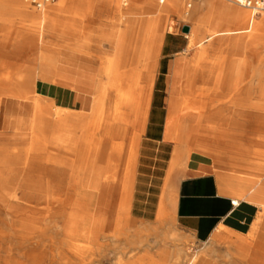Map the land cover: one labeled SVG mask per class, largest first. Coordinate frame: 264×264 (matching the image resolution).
I'll use <instances>...</instances> for the list:
<instances>
[{
	"label": "bare ground",
	"instance_id": "obj_1",
	"mask_svg": "<svg viewBox=\"0 0 264 264\" xmlns=\"http://www.w3.org/2000/svg\"><path fill=\"white\" fill-rule=\"evenodd\" d=\"M10 1L17 13L38 21L35 29L43 44L45 28L68 0H61L59 7L46 5L38 16L27 12V0ZM175 1L167 10L177 5ZM6 2L0 0V15H7L1 8ZM147 3L139 14L156 17L137 21L131 60L129 44L120 45L124 66L131 67L109 85L102 80L98 45L76 41L64 54L52 48L38 55L32 53L38 37L25 36L23 47L15 46L18 49L11 56L32 66L12 70L10 77L18 75L22 81L0 82V108L3 99L8 100L0 131V264H105L108 256L117 264H201L196 257L186 263L188 254L182 248L173 254L170 241L176 236L165 220L172 208L161 207L156 224L142 231L132 214L140 138L169 22L156 0ZM181 15L192 25L186 35L188 47L171 67L167 82L165 140L176 144L171 166L174 169L192 154H202L222 168L231 167L229 173H217L222 190L238 200L255 202L261 212L247 237L220 239L239 244L240 263L249 248L260 244L253 256L261 257L264 264V81L245 87L232 79L214 83L212 67L201 65L211 53H219L220 61L226 62V41L228 46L247 48L246 43L241 46L242 39L232 41L228 36L247 34L253 28L259 38L251 36L250 53L253 59L260 57L264 28L255 23L264 15L253 22L250 17L247 28L246 12L230 6L213 8L201 19L188 11ZM232 21L242 28H224ZM250 64L245 68L250 77H264V68ZM236 65H229L234 79L239 75ZM40 80L91 96L90 115L88 99L80 113L56 108L36 93ZM226 92L232 96H223ZM93 116H102V124L92 129ZM42 137L47 139L45 147ZM93 148L91 163L88 153ZM234 149L238 152L233 154ZM234 156L247 165L234 163ZM173 203L171 197V207ZM153 234L155 241L150 239Z\"/></svg>",
	"mask_w": 264,
	"mask_h": 264
},
{
	"label": "rangeland",
	"instance_id": "obj_2",
	"mask_svg": "<svg viewBox=\"0 0 264 264\" xmlns=\"http://www.w3.org/2000/svg\"><path fill=\"white\" fill-rule=\"evenodd\" d=\"M10 2L11 1L8 0L5 5L1 6L2 9L7 10V15H0V82L5 83H16L17 81H22L18 75L14 78L10 77L12 70H15L19 67L25 68L32 66V64H28L24 60L18 61L15 57L11 56V54L18 49L15 47L17 46V43L18 46L23 47L22 45H24L23 40L25 36L32 37V39L38 37V48L32 51L33 54L38 55L45 49L51 50L52 48L58 55H60V52L64 54L74 47V43L76 41L93 46L98 45V48L100 49L99 55L101 57L100 67L103 71V82L106 85L117 82L120 79V73L131 67V64L124 66L121 53L122 48L120 45L123 44V42L129 44L127 45V57L131 60L134 57V51L136 47L137 21L140 19L153 21L156 17V15L152 14H139V12H144V10L147 8L148 0H128V4L126 6L122 0H68L61 8L58 9V12L54 14V16L51 18V21L48 23V26L45 28V41L42 44L41 41H39V34L41 35V33L35 29L38 28V21L32 19L33 17L30 18L17 13L16 7ZM60 2L61 0H58L56 3L50 4V7H59ZM175 2L177 5L167 10L168 5L174 3V0H165L163 3H161L160 0H156L158 6L162 8L169 16L166 35L168 34L170 39L172 36L171 32H178V38H180L182 44H184L186 41L189 42V39L186 37L187 34L181 33L182 25L189 27L192 25V21L185 20L182 17V12L188 11L191 14H195L196 18L201 19L208 15L213 8H224V6L234 7L238 10H243L246 12L248 17L245 28L248 27V20L251 17V12L249 10H245L244 8L233 4L228 0H176ZM43 9L44 8L38 9L29 4L27 12L33 16H38L44 11ZM123 12H126L125 17H122ZM262 15H264V13H262ZM258 21L259 22H256L255 24H259V26L264 28V18L259 19ZM223 26L224 28L231 27L233 29L242 28L237 26L236 21H232L231 23H227ZM255 34V28H253V30L247 34L228 36L229 38L233 39L232 41H235V39H242L241 43H246L247 48L245 45L243 46V43L241 44L243 47L239 48H237L238 46H228L230 41H226L224 45L226 46L224 51L228 54L226 62L220 61V58L218 57L220 55L219 53L216 54V56L214 53H211L208 60L202 61V67H212V70L214 71V83H219L221 81L229 83L232 79V81L237 80L241 82V86L245 87L252 83L257 86L259 82L264 81V77H250V72L247 70L245 71V68L249 63L251 64L248 66L264 68V50L260 48V57L254 59L250 53V44L253 42L251 40L252 37L254 40L259 38L257 36L255 38ZM261 44L262 45H260V47H263V41H261ZM180 56L181 54L177 55L176 58H179ZM261 57H263L262 61H260ZM60 59H62L61 56ZM229 62H232L235 65L237 64L236 71L239 75L235 77V79L231 77L229 70V65L231 67L234 64L231 65ZM108 87L112 89L111 86ZM162 89L166 90L167 88L162 87ZM34 95L35 93L31 96ZM164 96L166 97L167 94L165 93ZM223 96L231 97L232 95L231 93L226 92L223 93ZM253 97H256V95ZM6 102H8V100L7 98H4L2 101V110L4 115ZM27 113L30 112L28 111ZM93 120L96 126L94 127L92 125V129L97 128L100 124H102V116L94 118ZM42 138L41 144L43 147H45V140L47 139L44 137ZM93 140V138L92 141L90 140L92 144ZM29 142L31 141L29 140ZM94 146L95 144H93L91 147ZM236 150L238 149L232 150L233 154L238 152ZM93 152L94 148L91 149V152H89V157L91 156V163L93 162L94 158ZM234 157L235 158L232 159L234 163L247 165L245 164L246 161L241 160L237 156ZM209 160L213 163L216 173L231 172V167L222 168L219 165H216L214 159L210 158ZM239 175H242L241 171L239 172ZM133 216L136 219L135 225L140 228L141 231L149 225L156 224V222L153 220V215L151 213H146L141 207H136L134 209ZM166 225L169 227V231L176 236L174 240L170 241L171 250L174 252L173 254L175 255L181 248L184 249L188 254V257L185 259L186 263L190 260H193L194 257H197V254L195 253L196 246L194 242L181 233L178 229H176L172 219H167ZM224 236L227 237V235ZM150 239L155 241V235H151ZM229 242L230 240L228 239H222L220 244L228 248L230 245ZM252 249L256 250L258 247H252ZM232 255L234 258H237L238 256V254L234 253H232ZM127 258V255L123 256V262L126 263ZM198 258L200 261V257ZM229 260L230 259H228V261ZM105 264H117V262L114 260V258H112V256H108Z\"/></svg>",
	"mask_w": 264,
	"mask_h": 264
},
{
	"label": "crops",
	"instance_id": "obj_3",
	"mask_svg": "<svg viewBox=\"0 0 264 264\" xmlns=\"http://www.w3.org/2000/svg\"><path fill=\"white\" fill-rule=\"evenodd\" d=\"M184 27L182 25L181 33ZM171 34L170 39L168 34L164 39L149 116L140 138L132 214L136 207H141L146 213H151L154 222H157L161 207L172 208L165 220L172 219L176 229L194 242L196 258L200 257L201 264L240 263L238 257L232 255L238 254L239 244L231 240L227 248L220 244V236L247 237L261 212L260 206L248 199L238 200V205L233 206L232 201L237 200L236 197L222 190L213 163L205 155L192 154L187 163L182 162L174 169L171 166L176 144L165 140L167 96L164 94L168 93V76L176 56L182 54L189 44L187 41L181 43L178 32ZM36 93L49 99L56 108L72 113L82 112L88 99V114L91 113L93 98L70 87L40 80L36 84ZM4 122L1 107L0 131L4 129ZM171 197L173 207L170 205ZM253 253L255 255L256 250L249 248L240 264H256L254 259L258 256H253ZM262 262L258 257V264Z\"/></svg>",
	"mask_w": 264,
	"mask_h": 264
},
{
	"label": "built area",
	"instance_id": "obj_4",
	"mask_svg": "<svg viewBox=\"0 0 264 264\" xmlns=\"http://www.w3.org/2000/svg\"><path fill=\"white\" fill-rule=\"evenodd\" d=\"M30 5L42 9L48 4L56 3L58 0H27ZM125 5L128 4V0H122ZM233 4H236L246 10L251 12V22H253L254 18L260 16L261 13L264 12V0H228ZM164 2L163 0L161 1ZM233 206L238 205V200L232 201Z\"/></svg>",
	"mask_w": 264,
	"mask_h": 264
},
{
	"label": "water",
	"instance_id": "obj_5",
	"mask_svg": "<svg viewBox=\"0 0 264 264\" xmlns=\"http://www.w3.org/2000/svg\"><path fill=\"white\" fill-rule=\"evenodd\" d=\"M189 32H190V27L189 26H185L183 28V33L188 34Z\"/></svg>",
	"mask_w": 264,
	"mask_h": 264
}]
</instances>
